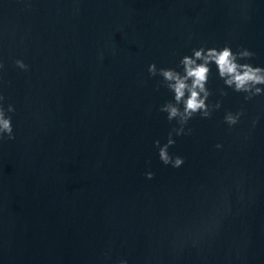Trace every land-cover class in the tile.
<instances>
[{"label": "water", "instance_id": "obj_1", "mask_svg": "<svg viewBox=\"0 0 264 264\" xmlns=\"http://www.w3.org/2000/svg\"><path fill=\"white\" fill-rule=\"evenodd\" d=\"M226 41L264 64V0H0V264H264V96L219 97L213 66L222 107L175 138L184 164L153 143L175 121L148 64Z\"/></svg>", "mask_w": 264, "mask_h": 264}, {"label": "clouds", "instance_id": "obj_2", "mask_svg": "<svg viewBox=\"0 0 264 264\" xmlns=\"http://www.w3.org/2000/svg\"><path fill=\"white\" fill-rule=\"evenodd\" d=\"M255 55L253 50L242 45L234 50L231 43L227 41L219 46L202 43L198 47H193L190 54H183L174 67L158 66L155 61L148 64V73L153 77H159L156 87L164 86L171 93V98L159 105V111L166 113V119L169 122L175 121V123L172 124L163 142L159 138L153 142L159 160L164 165H171L173 168L182 166L185 157L169 151L170 146L176 143L175 138L192 133L193 129L188 125L194 116L208 118L222 107L220 98L210 100L213 91L208 83L213 75V66L215 75L226 86L219 89V97L227 96L228 89L243 93L245 100L264 96V64H254L250 58ZM100 58L103 59L102 53ZM14 63L23 70L29 68L23 59L17 58ZM3 67V61L0 60V69ZM15 112V105L11 102L5 105V96L0 93V140L15 138L12 115ZM244 114L243 107L235 111L226 110L223 121L229 129H232L240 122ZM258 119L259 117L252 119L253 128ZM215 147L221 149L223 144L217 142ZM154 174L152 170L145 172L148 179H151ZM118 264H129V262L127 258H121Z\"/></svg>", "mask_w": 264, "mask_h": 264}]
</instances>
